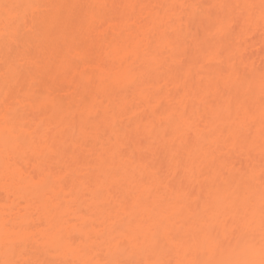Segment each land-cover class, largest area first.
Returning a JSON list of instances; mask_svg holds the SVG:
<instances>
[{"label": "bare ground", "instance_id": "bare-ground-1", "mask_svg": "<svg viewBox=\"0 0 264 264\" xmlns=\"http://www.w3.org/2000/svg\"><path fill=\"white\" fill-rule=\"evenodd\" d=\"M201 1L0 0V264H264V0Z\"/></svg>", "mask_w": 264, "mask_h": 264}, {"label": "rangeland", "instance_id": "rangeland-1", "mask_svg": "<svg viewBox=\"0 0 264 264\" xmlns=\"http://www.w3.org/2000/svg\"><path fill=\"white\" fill-rule=\"evenodd\" d=\"M203 2L204 3H202V1H201V3L202 4H204V7L203 8H205L206 10L205 11H210V15H217V14H219L220 13V11H218L216 8H214L213 7V5H212V3H211V1L210 0H203ZM73 10H76V9H73ZM78 10H80V9H78ZM77 10V12H79ZM203 11H204V9H203ZM75 13L74 14H76L77 12L76 11H74ZM196 12V11H195ZM199 12H201V10L199 11ZM68 13H71V11L69 12L68 11ZM81 13V12H80ZM77 13V15L76 16H73V15H71V16H73V17H77V18H75L77 21H76V24L79 22V20H80V22H82L83 20H84V16H83V14L81 13ZM204 13H207V12H204ZM204 13H202V14H200V13H195L194 15H192V20L190 21L191 23H190V25H189V22L187 21V23H188V25H189V27H188V29H190V31H189V33L190 34H196V36L197 35H199L200 37H201V35H202V31H201V29H200V26L199 25H201V24H209L210 25V21H211V19L210 18H207L206 17V14L204 15ZM66 14V13H65ZM71 16H70V18H71ZM189 16H190V13H189ZM188 17V16H187ZM189 18V17H188ZM74 18H73V20H75ZM189 19H191V18H189ZM70 20V19H69ZM188 20V19H187ZM72 22V21H71ZM74 25H75V23H73ZM206 24V25H207ZM211 24H212V22H211ZM74 25H72V23H71V26H70V29L72 28L73 30H71L72 31V33H70V35L72 34V37H74L78 32L76 31V30H78V28L76 29L75 27H78V25L77 26H75V27H73ZM205 25V26H206ZM209 25H207V26H209ZM186 27V28H187ZM202 27V26H201ZM185 28V30L187 31V29ZM184 30V31H185ZM185 33V32H184ZM201 34V35H200ZM186 35H188V34H186ZM184 36H185V34H184ZM191 36V35H190ZM204 36V35H203ZM183 37V36H182ZM187 37H189V36H187ZM198 38V37H197ZM202 38V37H201ZM204 38H208V36H204ZM185 39H186V37H185ZM190 39H192V37L190 38ZM184 40V39H183ZM203 40V39H202ZM60 41V40H59ZM186 41V40H185ZM201 41V40H200ZM207 41L208 42H210L211 40H209V39H207ZM204 42V43H206V44H209L208 42ZM61 42V41H60ZM182 42V41H181ZM191 42H192V40H191ZM190 41H187L186 43H185V46L183 47V45H181L182 47H183V51L184 52H181L182 54H180L179 52V54H180V56L181 55H183V60H185V62L187 61V62H189V60H191V59H196V60H199V61H201L200 60V58H199V56L197 55V53H195V50H194V47H193V45H192V43H191ZM181 44H183V43H181ZM181 47V48H182ZM180 48V49H181ZM184 48H185V50H184ZM180 51H182V50H180ZM179 56V57H180ZM182 60V61H183ZM185 62H183V63H185ZM187 62H186V64H187ZM174 70H176V72H177V70H178V73L180 72V74L182 73V71H183V65L181 64V66H180V64H177L176 66H171ZM184 67H185V64H184ZM183 68V69H182ZM79 83V82H78ZM81 83V82H80ZM77 84V87L79 86H81V87H83V85H82V83L81 84ZM31 83L30 82H28L27 80H25L24 81V83H23V90H25V89H27L28 87H31ZM78 87V88H79ZM82 89V88H81ZM118 103V102H117ZM116 103V104H117ZM118 104H120V101H119V103ZM75 131H76V129H74ZM73 130V131H74ZM70 131H72V130H70ZM70 131H69V134H70V136H74V134H71L70 133ZM73 132V133H76L77 132V134L74 136V137H76V136H78V131H76V132ZM101 131H105L106 132V130H101ZM105 132H101V133H105ZM73 138V137H72ZM88 138V137H87ZM86 138V139H87ZM89 139V138H88ZM87 139V140H88ZM89 141V140H88ZM67 146H70L71 147V145H70V143L68 142L67 143ZM49 257H50V255H48ZM49 259H54V258H49Z\"/></svg>", "mask_w": 264, "mask_h": 264}]
</instances>
